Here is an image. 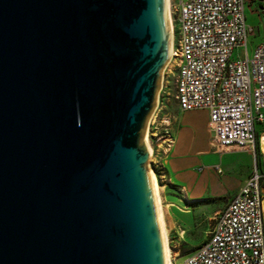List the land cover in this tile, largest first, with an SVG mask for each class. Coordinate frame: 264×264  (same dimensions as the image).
Here are the masks:
<instances>
[{"label": "water", "instance_id": "1", "mask_svg": "<svg viewBox=\"0 0 264 264\" xmlns=\"http://www.w3.org/2000/svg\"><path fill=\"white\" fill-rule=\"evenodd\" d=\"M167 0H0V264H169L148 160Z\"/></svg>", "mask_w": 264, "mask_h": 264}, {"label": "built area", "instance_id": "2", "mask_svg": "<svg viewBox=\"0 0 264 264\" xmlns=\"http://www.w3.org/2000/svg\"><path fill=\"white\" fill-rule=\"evenodd\" d=\"M246 0H177L170 59L181 111L205 110L212 145L256 149L264 123V42L248 54ZM236 49L242 54L233 58ZM173 140L168 142L167 150ZM263 175L256 169L178 264H264ZM177 264V263H175Z\"/></svg>", "mask_w": 264, "mask_h": 264}, {"label": "rangeland", "instance_id": "3", "mask_svg": "<svg viewBox=\"0 0 264 264\" xmlns=\"http://www.w3.org/2000/svg\"><path fill=\"white\" fill-rule=\"evenodd\" d=\"M177 0H167L170 20L171 5ZM254 3L247 4L245 9L246 22L248 26L254 28V33L248 37V54H252L255 45L264 42V20L259 17L254 5H263L264 0H254ZM251 2V1H250ZM264 13V12H263ZM171 23H173L171 21ZM242 54L240 49H236L233 58ZM177 66L172 59L168 61L162 72L161 88L158 91L157 105L149 119L146 135L151 147V156L148 160L149 168L156 176L158 193L160 197V206L163 213V220L166 227L167 243L170 250L171 264L180 263L183 257L195 250L207 237L209 229L213 223L214 213L209 214L207 211L198 208V205H192L188 202L186 194L176 184L170 180L166 168L167 144L173 140L174 132L178 126V120L184 111L178 107L175 98V78ZM256 130L264 131V123L256 124ZM264 134V133H262ZM261 133H257L259 138ZM170 149V148H169ZM195 156L199 155L207 162L217 163L221 156L220 152L210 150L208 138L202 130H197L196 141L194 146ZM168 159V158H167ZM241 166L246 165L243 158H239ZM224 172L222 175H228L225 163L221 164ZM238 170L234 171L229 178L226 187L238 176ZM264 177L262 178V180ZM225 199V198H224ZM216 199L213 197L205 204L208 210L214 208ZM189 211V212H186Z\"/></svg>", "mask_w": 264, "mask_h": 264}, {"label": "crops", "instance_id": "4", "mask_svg": "<svg viewBox=\"0 0 264 264\" xmlns=\"http://www.w3.org/2000/svg\"><path fill=\"white\" fill-rule=\"evenodd\" d=\"M251 1V2H250ZM254 0H246V5L254 3ZM255 10L264 11L263 5H254ZM261 18V16L259 15ZM264 19V18H263ZM255 47V46H254ZM208 113L205 110L184 111L178 120V126L174 132L173 142L166 154V168L170 180L176 184L186 194L187 200L192 205H198V208L214 213L213 218L222 211L233 195L238 191L244 181L256 169L264 177V151L258 139L256 149L253 151L249 147L239 148L230 146L225 148H215L211 141V132L208 127ZM261 125V124H260ZM197 130H202L208 138L210 150L220 152V160L217 163L207 162L199 155L195 156L194 146ZM264 133V131H257ZM260 137V136H259ZM168 158V159H167ZM239 158H243L246 165L241 166ZM225 163L228 175H222L224 172L221 164ZM238 170V176L229 187V178L233 172ZM264 207V179L261 181ZM217 200L214 208L208 210L205 204L213 197ZM225 198V199H224ZM189 212V211H186ZM205 240V239H204Z\"/></svg>", "mask_w": 264, "mask_h": 264}, {"label": "bare ground", "instance_id": "5", "mask_svg": "<svg viewBox=\"0 0 264 264\" xmlns=\"http://www.w3.org/2000/svg\"><path fill=\"white\" fill-rule=\"evenodd\" d=\"M167 9L168 8V4H167ZM168 16H169V20H170V13H169V10H168ZM170 25H171V35H172V39H173V27H172V23H171V20H170ZM146 141H147V145H148V148L149 150L151 151V147H150V143L148 141V137L146 135ZM260 143H261V147L264 151V134L261 135L260 137ZM153 173V172H152ZM154 175V179H155V183H156V188H157V194H158V199H159V205H160V197H159V193H158V185H157V181H156V176L155 174L153 173ZM160 210H161V206H160ZM161 215H162V220H163V213H162V210H161ZM163 226H164V232H165V237H166V227H165V223H164V220H163ZM166 243H167V237H166ZM167 248H168V255H169V264H171V259H170V250H169V247H168V243H167Z\"/></svg>", "mask_w": 264, "mask_h": 264}, {"label": "flooded vegetation", "instance_id": "6", "mask_svg": "<svg viewBox=\"0 0 264 264\" xmlns=\"http://www.w3.org/2000/svg\"><path fill=\"white\" fill-rule=\"evenodd\" d=\"M263 12H264V11H262V10H261V11H260V10L258 11V14L261 16V19L264 18V13H263ZM263 20H264V19H263Z\"/></svg>", "mask_w": 264, "mask_h": 264}]
</instances>
